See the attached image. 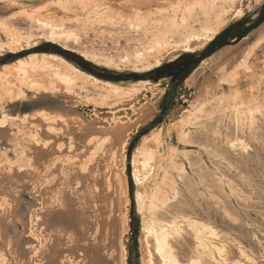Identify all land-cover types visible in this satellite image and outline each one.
<instances>
[{
	"label": "rangeland",
	"instance_id": "1",
	"mask_svg": "<svg viewBox=\"0 0 264 264\" xmlns=\"http://www.w3.org/2000/svg\"><path fill=\"white\" fill-rule=\"evenodd\" d=\"M83 1L0 0V47L5 45L0 52V69L6 68V66L8 69H10L11 66L13 68V66L16 65V63L12 64L13 62L26 58L30 54L39 52L52 53L56 56L60 55L65 58L68 63H73L84 72L102 79L107 83H112L106 84V86L119 87L123 92L118 97H105L104 93L99 92L89 82L83 81L82 79H76L77 81L75 80L73 82L74 84L71 83V86L69 85L66 88L64 86L58 88L57 85L53 87L52 85L51 89V86L48 85L50 90L48 92H43L48 88V86H46L48 84L46 81L49 80L48 77L46 75L44 77V75L42 76L36 71L35 73L32 71L29 72V75L32 76V79L38 78L37 82L32 85H27L25 83L22 84V98L10 102L4 98L2 99V102L0 100V113L4 112L9 116H15L16 118L14 120L17 121L22 117H26L25 120H22L21 122L19 121L20 124H24L21 126L22 129L20 128L22 131H18L16 133L19 134L14 135V140L7 138L5 135L7 132L0 129V167H3L2 169L0 168V173L2 171H4L2 173L7 172L10 181L13 182H11L13 184L11 188L16 191V193L14 192V195H16L17 198L15 210L17 211L18 218H22L20 222L17 221L18 223L7 221L6 225L8 227L10 238L12 240L20 238V242L18 243H20L19 245H21L22 248L36 244L35 238L31 239L28 236L30 229L29 217L31 210L38 211L41 204L39 201L33 199L32 195H29L32 194L30 187L32 185H38L37 183L43 180V178L40 177L45 176V173H47L49 169H56L59 167L58 165L60 163L65 162L63 160H67V163L71 162L70 160H74V158L78 157L79 152L81 151L80 155L84 154L86 156V154H88L91 158L100 156L99 153L102 152L104 149L103 147H106V145H104L106 142L107 144H112L113 153H116L114 154L113 159L115 164L113 166L112 163H110L111 161H108L107 159L102 161L101 164L107 162L110 164L112 167H110V169L116 174V183H118V185L122 184L120 192L125 196L122 198L120 204L122 213L125 215L122 216L125 226L121 230L125 232H122L119 245L121 249L123 248V251L121 250L120 253L123 264H143V258H145V255L147 254L146 251H149V254L153 256H150L152 264H165L160 255L154 251L155 246L153 244V236L149 235L148 237L149 231L145 226V220L148 217L159 226H163L164 224V228L168 231V235L171 237L169 238L167 235V242L169 243L168 246L170 251L180 263L184 264L189 263L190 261L194 263L198 262V264H264V0H233L234 2L232 0H97L100 3H104L100 4V6L98 5L99 7L96 5L91 6L92 3L90 4L88 0L84 1L85 4H83ZM142 1L145 2L142 3ZM144 3L147 6L141 5ZM185 3L186 5L189 4L187 5L188 7H185ZM204 3L206 4V7L200 8V5L205 6ZM83 5L84 7H82ZM109 5L110 7H107ZM102 8L106 14H104L105 12ZM106 9L109 11V14ZM171 9H174V11ZM133 10H135V12ZM142 10L144 13H142ZM95 13H97V15ZM131 13L135 16H130ZM140 14L142 15L140 16ZM220 14L222 16H219ZM101 15L103 16L101 17ZM108 15H112L110 16L111 18ZM160 15L162 16L160 17ZM143 16L147 20L143 19ZM117 18L118 21L116 22ZM135 18H137V22L135 21ZM215 18L218 19V22H216ZM140 19H142V21H140ZM110 21L114 22L112 23ZM221 23H224V25L220 30L208 40H202L200 43L201 45H193L191 50H179L178 46L180 47L182 42L189 35L193 33H202L207 27L216 28V26ZM192 28L194 29L192 30ZM63 32L66 33L64 34ZM161 34H163V36ZM11 39L18 41V44L14 43V45H12L13 42H9ZM126 42H128L130 46L126 44ZM46 44L60 47L61 49L68 50L81 56L85 61L98 67L103 73L109 75L110 78H101L92 74L74 61L52 50L50 46H48V48H50L48 51L40 50V47ZM77 46H80L81 48ZM12 49L14 51H11ZM227 51L230 52L228 53ZM137 52H139V54ZM122 53H124L123 56ZM137 55L138 57H135ZM8 69H3V71H8ZM33 74L37 75L35 76ZM221 77L224 78V80ZM252 79H254V81ZM16 82L17 80L15 83ZM257 84L259 86H257ZM26 87H28L27 90ZM42 87L44 89H41ZM29 88L33 89L29 90ZM37 88L39 90H37ZM41 90H43L42 93ZM33 91L34 93H38L32 94ZM248 93L249 95H246ZM220 94L223 97L220 96ZM33 95L34 97L31 98ZM243 95L247 97L245 98ZM99 98H102L103 100ZM206 98H209V101H207ZM213 100H215V102H213ZM245 103L247 104L245 105ZM247 108L250 109L247 110ZM252 108L253 110H251ZM26 112H29V115L23 116L22 113ZM186 115L187 117H190L187 119ZM31 118H35V120L30 121ZM236 118H240V120H237ZM27 119L28 121H26ZM253 119H255L254 122H252ZM115 121L121 122L124 127L121 136L124 139L121 138L122 140H120V142L123 143H118V146H114L116 143L113 144V137L111 135H108V137L100 133L103 129H111L112 124ZM27 122H29V124L33 123L32 125L30 124L26 126L28 124ZM82 122L86 127L92 126L93 128L89 127V129H87L88 127L86 128ZM78 124H80V127ZM204 124L205 126L207 124V126L204 127ZM33 126L38 128H33ZM79 128H81V131L85 132L81 133ZM32 131L33 133H36L37 137H33ZM77 132H80L82 135ZM225 133H227V135L229 134L230 137L229 135L226 136ZM69 134L70 138L69 136L68 138L71 139L73 149L71 148V145H68L70 149L69 152L68 148H65V144L63 143V145H61L63 148L61 149L65 151L58 152L57 149L59 146L57 145H59L60 141H58V143L56 142L57 144H54V138ZM90 134L91 136H88ZM98 134L102 135L104 140H102V137H99ZM185 134L186 136H184ZM84 135H86L87 138L84 139V137H86ZM27 136L28 138H26ZM81 136H83V138H80ZM106 137H111L112 140H108ZM95 139L98 142H96ZM231 139L232 141H230ZM171 140L173 142H171ZM52 142L53 144L51 145ZM35 144L40 150L41 148H47L50 154H48V151H41L40 153L39 149L35 150L34 147H32L35 146ZM75 146L80 147L79 149L76 147L79 152L76 151L74 148ZM90 146L93 147L90 149L91 151L89 153L88 147ZM120 148L122 150H120ZM24 149L27 150L23 152L22 150ZM85 149H87L86 154L84 153L86 152ZM215 149L218 150L216 151ZM94 150L98 152H95ZM150 150L153 154L149 153ZM168 151H171V154ZM218 151L220 154H218ZM119 153H122L124 158L122 157V154L120 155ZM231 153L234 156H232ZM148 154H150L149 157ZM58 155H60L59 158ZM84 155H82L83 158H85ZM243 155L246 156L243 157ZM170 156L172 158H170ZM236 156H238V158ZM87 158L88 157H86V159ZM228 158L229 160H227ZM56 159L59 161H56ZM86 159L83 160L84 162L87 161V164L94 162V160L89 162L88 160H90V158H88V160ZM144 160H147V162H143ZM150 162H152V166H150ZM244 163L246 164L243 166ZM37 164L41 166L39 167ZM53 165H57V167L52 168ZM152 167L153 169L150 170ZM242 167L244 168L242 169ZM23 168L26 169L23 170ZM200 168L203 169L201 170ZM39 169L41 170L39 171ZM33 173L35 174V177L32 176ZM246 174L249 176H246ZM39 175L41 176L39 177ZM1 176L0 180L3 177ZM142 176L145 178L144 180H142ZM12 177L16 180L14 178L13 180ZM206 179L207 181H205ZM188 181L191 182V184ZM18 185L19 188H17ZM114 186L115 185H112L111 183V189L114 188ZM123 188L125 190L124 192L122 191ZM18 191L20 192V195L17 194ZM120 192L119 195H121ZM138 197L140 198L142 207L145 208L144 210L140 211L135 203ZM183 200H186V202L184 201L182 204ZM166 205L169 206L167 207ZM200 207L202 209H200ZM184 210L188 212H185ZM148 214L149 216L147 217ZM183 214L185 216H183ZM174 216L176 218H174ZM172 220L176 222L178 228L180 227V229L174 232L171 229ZM186 220H191L195 223L198 222L211 229L213 235L207 234V237L209 236L207 239L210 238L209 240L219 248H214L215 250L211 248L208 251L202 249L198 244V240L196 241L192 226L186 223ZM201 230L204 231V229ZM16 232L19 233L17 234ZM214 237H218L219 240ZM177 241L182 242L180 243ZM172 243L175 246V250ZM113 245L115 244H110L111 247ZM177 247H179V249ZM117 249L118 246L116 249L115 246H113L112 250L115 251ZM178 251L180 252L178 253ZM102 253L107 259L108 250H103ZM190 254L192 256H190ZM205 254L208 255L206 256Z\"/></svg>",
	"mask_w": 264,
	"mask_h": 264
},
{
	"label": "bare ground",
	"instance_id": "2",
	"mask_svg": "<svg viewBox=\"0 0 264 264\" xmlns=\"http://www.w3.org/2000/svg\"><path fill=\"white\" fill-rule=\"evenodd\" d=\"M77 1V0H76ZM79 1H83V0H79ZM84 1H87V0H84ZM84 1L82 2L83 4ZM141 1V0H139ZM146 1V0H145ZM145 1H142L145 2ZM152 1V0H150ZM165 1V0H164ZM177 1V0H176ZM180 1V0H178ZM185 1V0H184ZM193 1H203V0H193ZM212 1V0H211ZM230 1V0H228ZM233 1V0H232ZM70 2V1H69ZM88 2H90V4L92 3L91 6H100V4H104V3H100L98 2L97 0H88ZM175 2V1H174ZM210 2V1H208ZM234 2V1H233ZM231 2V3H233ZM87 3V2H86ZM141 3V2H140ZM181 3V2H180ZM201 3V2H200ZM203 3V2H202ZM64 4V2H63ZM106 4V3H105ZM174 4V3H173ZM184 4V3H182ZM194 4V3H193ZM205 4V3H204ZM80 5V4H79ZM87 5V4H86ZM85 5V6H86ZM89 5V4H88ZM141 5H146L145 3L144 4H141ZM151 5V4H150ZM166 5V4H165ZM181 5V4H180ZM189 5V4H187ZM186 3H185V7L187 6ZM197 5V4H196ZM210 5V4H209ZM232 5V4H231ZM90 6V5H89ZM98 6V7H99ZM105 6V5H103ZM147 6V5H146ZM149 6V5H148ZM194 6V5H193ZM76 7V6H75ZM84 7V5L82 6ZM107 7H110L107 6ZM134 7V6H133ZM136 7V6H135ZM144 7V6H142ZM151 7V6H149ZM188 7V6H187ZM192 7V6H191ZM198 7V5H197ZM202 7H206V4L205 6H201L200 5V8ZM233 7V5H232ZM231 7V9H232ZM24 8V7H23ZM22 8V9H23ZM68 8V7H67ZM77 8V7H76ZM93 8V7H92ZM91 8V9H92ZM97 8V7H96ZM140 8V7H139ZM139 8H137L138 10H140ZM209 8V7H208ZM222 8V7H221ZM25 9V8H24ZM84 9V8H83ZM130 9V8H129ZM145 9V8H144ZM149 9V8H148ZM152 9V8H151ZM181 9V8H180ZM184 9V8H183ZM102 10L104 11V9L102 8ZM112 10V9H111ZM126 10V9H125ZM155 10V9H154ZM161 10V9H160ZM172 10V9H171ZM203 10H206V9H203ZM209 10V9H207ZM230 10V9H229ZM25 11V10H24ZM107 11V9H106ZM114 11V10H113ZM117 11V10H116ZM121 11V10H120ZM135 12V10H133ZM174 11V9L172 10ZM171 11V12H172ZM178 11V10H177ZM105 12V11H104ZM109 11H107L108 13ZM112 12V11H111ZM119 12V11H118ZM128 12V11H127ZM126 12V14H127ZM137 12V11H136ZM149 12V11H148ZM182 12V11H181ZM203 12V11H202ZM224 12V11H223ZM25 13V12H24ZM27 13V12H26ZM92 13V12H91ZM116 13V12H115ZM114 13V14H115ZM120 13V12H119ZM130 13V11H129ZM128 13V14H129ZM142 13L143 10H142ZM161 13V12H160ZM178 13V12H177ZM226 13V12H225ZM97 15V13H95ZM100 14V13H99ZM106 14V12L104 13ZM109 14V13H108ZM125 14V13H124ZM132 14V13H131ZM130 16H135V15H131ZM135 14V13H134ZM146 14V12H145ZM159 14V13H158ZM166 14V12H165ZM169 14V13H168ZM20 15V14H19ZM22 15V13H21ZM20 15V16H21ZM24 15V14H23ZM117 15V14H116ZM119 15V14H118ZM142 14H140L141 16ZM147 15V14H146ZM145 15V16H146ZM153 15V14H152ZM151 15V16H152ZM174 15V14H172ZM204 15V14H203ZM210 15V14H209ZM224 15V14H223ZM226 15V14H225ZM103 15H101L102 17ZM109 16V15H108ZM112 16V15H110ZM109 16V17H110ZM125 16V15H124ZM122 16V17H124ZM129 16V15H128ZM139 16V17H140ZM155 16V15H154ZM153 16V17H154ZM162 15H160L161 17ZM212 16V15H211ZM219 16H222L221 14ZM19 17V16H18ZM28 17V15H27ZM106 17V15H105ZM107 17V18H109ZM138 17V16H137ZM144 17V16H143ZM148 17V16H147ZM146 17V18H147ZM183 17V16H182ZM187 17V16H186ZM207 17V16H206ZM224 17V16H223ZM30 18V16H29ZM97 18V17H96ZM99 18V16H98ZM111 18V17H110ZM114 18V17H113ZM116 18V17H115ZM120 18V17H119ZM129 18V17H128ZM181 18V17H180ZM179 18V19H180ZM220 18V17H219ZM19 19V18H18ZM101 19V18H100ZM99 19V21H100ZM127 19V18H126ZM145 19V17L143 18ZM216 19V18H215ZM223 19V18H222ZM30 20V19H29ZM87 20V19H86ZM104 20V19H103ZM108 20V19H107ZM106 20V21H107ZM121 20V19H120ZM130 20V19H129ZM137 20V18H135V21ZM147 20V19H145ZM172 20L174 21V19L172 18ZM171 20V21H172ZM214 20V19H213ZM218 19H216V22ZM109 21V20H108ZM118 21V18L116 19V22ZM140 21H142V19H140ZM181 21V20H180ZM222 21V20H221ZM98 22V20H97ZM112 22V21H110ZM114 22V21H113ZM112 22V23H113ZM120 22V21H119ZM125 22V21H123ZM137 22V21H136ZM157 22V21H156ZM186 22V21H185ZM196 22V21H195ZM202 22V21H201ZM108 23V22H107ZM111 23V24H112ZM179 23V22H178ZM198 23V22H197ZM225 23V22H224ZM224 23H221V24H217L218 26H216V28H203L204 30L202 31V33H199V34H191L189 35L188 37H186V39L182 42V44L180 45V47L178 46L179 50H191L193 45H201V41L202 40H208L209 38H211L216 32H218V30H220V28L224 25ZM13 24V23H12ZM19 24V23H18ZM28 24H29V21H28ZM101 24V23H100ZM126 24V23H125ZM171 24V23H170ZM182 24V22H181ZM204 24V23H203ZM213 24V23H212ZM17 25V24H16ZM32 25V24H31ZM99 25V24H98ZM102 25V24H101ZM113 25V24H112ZM141 25V24H140ZM193 25V24H192ZM116 26V25H114ZM118 26V25H117ZM129 26V25H128ZM147 26V25H146ZM159 26V25H158ZM157 26V28H158ZM190 26V25H189ZM122 27V25H121ZM139 27V26H138ZM174 27V26H172ZM192 27V26H191ZM30 28V27H29ZM129 28V27H128ZM199 28V27H198ZM13 29V28H11ZM34 29V28H33ZM110 29V28H109ZM123 29V27H122ZM130 29V28H129ZM136 29V28H135ZM133 29V30H135ZM155 29V28H154ZM169 29V28H167ZM175 29V28H174ZM194 28H192L193 30ZM202 29V28H201ZM16 30V29H15ZM51 30V29H50ZM49 30V31H50ZM55 30V29H54ZM191 30V28H190ZM29 31V30H28ZM69 31V30H68ZM122 31V30H120ZM138 31V30H137ZM152 31V30H151ZM150 31V32H151ZM155 31V30H154ZM153 31V32H154ZM164 31V30H163ZM21 32V31H20ZM19 32V33H20ZM47 32V30H46ZM51 32V31H50ZM54 32V31H53ZM67 32V31H66ZM65 32V33H66ZM74 32V31H73ZM72 32V33H73ZM102 32V31H101ZM105 32H108V31H105ZM113 32V31H112ZM116 32V31H115ZM145 32V31H144ZM160 32V31H159ZM168 32V31H167ZM175 32V31H174ZM200 32V31H199ZM64 33V32H63ZM62 33V34H63ZM64 33V34H65ZM104 33V32H103ZM125 33V32H124ZM192 33V31H191ZM9 34V33H8ZM23 34V33H22ZM20 34V35H22ZM30 34V33H28ZM33 34V33H32ZM46 34V33H45ZM68 34V33H67ZM74 34V33H73ZM77 34V33H76ZM143 34V33H142ZM177 34V33H176ZM10 35V34H9ZM13 35V34H12ZM15 35V34H14ZM31 35V34H30ZM107 35V34H106ZM127 35V34H126ZM129 35V34H128ZM145 35V34H144ZM156 35V34H155ZM163 36V34H161ZM160 35V36H161ZM64 36V35H63ZM74 36V35H73ZM57 37V36H56ZM76 37V36H75ZM141 37V35H140ZM146 37V36H145ZM18 38V37H17ZM63 38V37H62ZM80 38V36H79ZM143 38V37H142ZM158 38V37H157ZM161 38V37H159ZM16 39V38H15ZM65 39V38H64ZM136 39V38H135ZM167 39V38H166ZM58 40V39H57ZM67 40V39H66ZM156 40V39H155ZM9 41V40H8ZM13 43H12V42ZM65 41V40H64ZM74 41V40H73ZM134 41V40H133ZM144 41V40H143ZM149 41V40H148ZM146 41V42H148ZM165 41V40H164ZM168 41V40H167ZM6 42V41H5ZM9 42L12 43V45H14V43L16 44L18 41L16 40H13L11 39ZM129 42V41H128ZM128 42H126V44H128ZM140 42V41H139ZM166 42V41H165ZM171 42V41H170ZM61 43V42H60ZM132 43V42H131ZM18 44V43H17ZM68 44V43H67ZM74 44V43H73ZM138 44V43H137ZM10 45V44H9ZM64 45V44H63ZM81 45V44H80ZM129 45V44H128ZM175 45V44H174ZM5 46V45H4ZM2 46V47H4ZM17 46V45H16ZM66 46V45H65ZM64 46V47H65ZM130 46V45H129ZM141 46V45H140ZM155 46V45H154ZM159 46V45H158ZM169 46V45H168ZM2 47H0V52L3 50ZM7 47V45H6ZM10 47V46H8ZM70 47V46H69ZM73 47V46H72ZM77 47H80V46H77ZM167 47V46H166ZM173 47V46H172ZM176 47V46H175ZM11 48V47H10ZM16 48V47H15ZM81 48V47H80ZM135 48V47H134ZM141 48V47H140ZM165 48V47H163ZM86 49V48H84ZM150 49V48H149ZM177 49V48H176ZM75 50V49H74ZM73 50V51H74ZM87 50V49H86ZM144 50V49H143ZM6 51V50H5ZM11 51H14L13 49ZM83 52V51H82ZM134 52V51H133ZM140 52V51H139ZM139 52H137L139 54ZM142 52V51H141ZM148 52V51H147ZM228 53L230 51H227ZM81 53V52H80ZM225 53V52H224ZM260 53V52H259ZM124 53H122V56H123ZM128 54V53H127ZM135 54V53H134ZM141 54V53H140ZM226 54V53H225ZM154 55V54H153ZM161 55V54H160ZM222 55V54H221ZM256 55V54H254ZM253 55V56H254ZM133 56V55H132ZM220 56V55H219ZM258 56V55H257ZM135 57H138L135 56ZM144 57V56H143ZM249 58V57H248ZM258 58V57H257ZM264 58V57H263ZM134 59V58H133ZM156 59V58H155ZM261 59V58H260ZM141 60V59H140ZM161 60V59H160ZM254 60V59H253ZM156 61V60H155ZM158 61V60H157ZM248 61V59H247ZM258 62V61H257ZM16 63L15 66H11L10 69H8V67L6 66V68L8 69V71H3V69H6V68H1L0 69V100L2 102V99H7L10 101H14V100H17L19 98H22L23 97V90L21 89L22 87V84H34L35 82H37V79H32V76L29 75V72H34L35 71L37 73H39V75H45L48 77V85L51 86V89H52V85L53 87L57 85L58 88L60 87H67L69 86L71 83H73L76 79H82L83 81H87L89 82L94 88H96L99 92L101 93H104L105 94V97H109V96H114V97H118L120 96L123 92L121 90V88L119 87H108L106 86V84H112V83H107L106 81L102 80V79H99L91 74H88L86 72H84L82 69H80L79 67H77L76 65H74L73 63H68L66 61L65 58L61 57L60 55L56 56V55H53L52 53H42V52H39V53H34V54H30L28 55L26 58H23V59H19L17 60L16 62H13L12 64ZM245 63V62H244ZM72 64V65H71ZM257 64V63H255ZM242 66V64H241ZM263 66V65H262ZM3 67V66H2ZM245 68V67H244ZM253 68V67H252ZM12 69V70H11ZM247 69V68H246ZM257 69V68H256ZM244 70V69H243ZM249 70V69H248ZM223 74V73H222ZM35 75V74H33ZM37 75V74H36ZM35 75V76H36ZM253 76V75H252ZM39 77V76H38ZM225 77V76H224ZM228 77V76H227ZM245 77V76H244ZM243 77V78H244ZM258 77V76H257ZM222 78V77H221ZM219 78V79H221ZM233 78V77H232ZM231 78V79H232ZM42 79V78H41ZM46 79V78H45ZM224 80V78H222ZM241 79V78H240ZM256 79V78H255ZM17 80V82L15 83V81ZM254 81V79H252ZM14 81V82H13ZM77 81V80H76ZM82 81V82H83ZM229 81V80H228ZM233 81V80H232ZM236 81V80H235ZM42 82H45V81H42ZM223 82V81H222ZM248 82V81H247ZM234 83V82H233ZM252 83V81H251ZM258 83V82H257ZM74 84V83H73ZM232 84V83H231ZM235 84V83H234ZM37 85V84H36ZM40 85V84H39ZM76 85V84H75ZM84 85V84H83ZM88 85V84H87ZM233 85V84H232ZM247 85V84H246ZM245 85V86H246ZM38 86V85H37ZM71 86V85H70ZM79 86V85H78ZM81 86V85H80ZM234 86V85H233ZM236 86V85H235ZM257 86H259L257 84ZM256 86V87H257ZM29 87V86H28ZM28 87H26V90L28 89ZM31 87V86H30ZM36 87V86H34ZM56 87V88H57ZM238 87V86H237ZM250 87V86H249ZM252 87V86H251ZM70 88V87H69ZM80 88V87H79ZM236 88V87H235ZM253 88V87H252ZM262 88V87H260ZM24 89H25V86H24ZM31 88H29L30 90ZM33 89V88H32ZM31 89V90H32ZM41 89H44L43 87ZM71 89V88H70ZM81 89V88H80ZM79 89V90H80ZM249 89V88H248ZM37 90H39L37 88ZM50 90V87L48 86V88L45 89V91L41 90V93L42 91L43 92H48ZM247 90V89H246ZM250 90V89H249ZM252 90V89H251ZM71 91V90H70ZM73 91V89H72ZM82 91V90H81ZM85 91V90H84ZM92 91V90H91ZM90 91V92H91ZM219 91V90H218ZM256 91V90H255ZM27 92V91H26ZM80 92V91H79ZM98 92V93H99ZM220 92V91H219ZM247 92V91H246ZM262 92V91H261ZM36 93V92H35ZM34 91L32 94H35ZM38 93V92H37ZM36 93V94H37ZM86 93V92H85ZM242 93H245V92H242ZM250 93V92H249ZM246 94V95H249ZM259 93V92H258ZM25 94V93H24ZM31 94V95H32ZM84 94V93H83ZM207 94V93H206ZM29 95V94H28ZM85 95V94H84ZM26 96V95H25ZM98 96V95H97ZM207 96V95H206ZM220 96H222L220 94ZM237 96V95H236ZM244 96V95H243ZM251 96V95H250ZM263 96V94H262ZM29 97V96H28ZM33 96H31V98H33ZM81 97V95H80ZM84 97V96H83ZM216 97V96H215ZM223 97V96H222ZM233 97V96H232ZM231 97V98H232ZM245 97V96H244ZM247 97V96H246ZM245 97V98H246ZM234 98V97H233ZM244 98V99H245ZM252 98V97H251ZM249 98V99H251ZM98 99V98H97ZM99 99H102V98H99ZM209 99V98H208ZM207 98L206 100L209 101ZM223 99V98H222ZM226 99V98H225ZM236 99V98H235ZM234 99V100H235ZM263 99V98H262ZM103 100V99H102ZM219 100V99H218ZM234 100H233V103H234ZM238 100V99H237ZM212 101V100H211ZM221 101V100H220ZM249 101V100H248ZM247 101V102H248ZM252 101V100H251ZM258 101V99H257ZM263 101V100H261ZM213 102H215V100H213ZM219 102V101H218ZM224 102V101H223ZM237 102V101H236ZM244 102V101H243ZM5 103V102H4ZM95 103V102H94ZM201 103V102H199ZM211 103V102H210ZM225 103V102H224ZM223 103V104H224ZM251 103V102H250ZM261 103V102H260ZM229 104V103H227ZM240 104V103H239ZM247 103H245L246 105ZM256 104V103H255ZM262 104V103H261ZM201 105V104H200ZM216 105V104H215ZM226 105V104H225ZM236 105V103H235ZM234 105V107H235ZM242 105V104H241ZM259 105V104H258ZM206 106V105H205ZM204 106V107H205ZM233 106V105H231ZM243 106V105H242ZM201 107V106H200ZM225 107V106H224ZM229 107V106H228ZM240 107V105H239ZM248 107V106H247ZM251 107V106H250ZM253 107V106H252ZM258 107V106H257ZM198 108V107H197ZM206 108V107H205ZM210 108V107H209ZM264 108V106H263ZM199 109V108H198ZM229 109V108H228ZM239 109V108H238ZM241 109V108H240ZM250 109V108H249ZM247 108V110H249ZM208 110V109H207ZM212 110V109H211ZM215 110V109H214ZM213 110V111H214ZM218 110V109H216ZM230 110V109H229ZM236 110V108H235ZM253 110V108L251 109ZM263 110V109H262ZM231 111V110H230ZM257 111V110H256ZM255 111V112H256ZM261 111V110H260ZM210 112V111H209ZM216 112V111H215ZM244 112V111H243ZM192 113V111H191ZM205 113V112H204ZM211 113V112H210ZM241 113V112H240ZM261 113V112H260ZM188 114V113H187ZM190 114V113H189ZM23 116H28L29 115V112H26V113H22ZM208 115V114H207ZM192 116V115H191ZM196 116V115H195ZM224 116V115H223ZM222 116V117H223ZM232 116V115H231ZM235 116V115H234ZM244 116V115H243ZM242 116V117H243ZM262 116V115H261ZM41 117V116H40ZM187 117V115H186ZM190 117V116H188ZM187 117V119H188ZM197 117V116H196ZM199 117V116H198ZM205 117V116H204ZM233 117V116H232ZM231 117V118H232ZM256 117V116H255ZM16 117L15 116H9L7 113H0V129L2 131H5L7 133H5L6 137L7 138H11L14 140V135L16 134H19V133H16L18 131H22L21 129V126H23V124L20 122L22 120H25L26 117H22L20 118V122L17 121V120H14ZM42 118V117H41ZM208 118V117H207ZM230 118V117H229ZM238 118V117H237ZM236 118V119H237ZM250 118V117H248ZM247 118V119H248ZM45 119V118H44ZM235 119V120H236ZM251 119V118H250ZM32 120H35V118H31L30 121ZM38 120V119H37ZM46 120V119H45ZM48 120V119H47ZM200 120V119H199ZM223 120V119H222ZM226 120V119H225ZM237 120H240L237 119ZM243 120V119H242ZM241 120V121H242ZM255 119L252 120V122H254ZM28 121V119L26 120ZM202 121V120H201ZM228 121V120H227ZM246 121V120H245ZM250 121V120H249ZM35 122V121H34ZM37 122V121H36ZM39 122V121H38ZM79 122V121H78ZM204 122V121H203ZM28 125H32V123L29 124V122H27ZM45 123V122H44ZM83 123V122H82ZM222 123V122H221ZM235 123V122H234ZM241 123V122H240ZM243 123V122H242ZM38 124V123H37ZM200 124V123H199ZM208 124V123H207ZM206 124V126H207ZM48 125V124H47ZM84 125V123H83ZM195 125V124H194ZM201 125V124H200ZM214 125V123H213ZM222 125V124H221ZM243 125V124H242ZM50 126V125H49ZM78 126L80 127V124H78ZM78 126H77V129H78ZM86 127V125H84ZM205 124H204V127H206ZM254 126V125H253ZM36 127V126H33V128ZM88 127V128H87ZM86 128L89 129L90 126H87ZM189 127V126H188ZM203 127V126H202ZM213 127V126H212ZM215 127V126H214ZM225 127H226V124H225ZM233 127V126H232ZM251 127V126H250ZM21 128V129H20ZM38 128V127H36ZM90 128H93L92 126ZM211 128V126H210ZM228 128V127H227ZM226 128V129H227ZM236 128V127H235ZM249 128V127H248ZM256 128V127H255ZM29 129V127H28ZM80 132L81 133H84L83 131H81V128H79ZM83 129V128H82ZM123 124L119 121H115L113 124H112V127L111 129H103L101 130V134H103L104 136H112L113 137V144H115L114 146H118V143L122 144L120 142V140H122L121 137L122 136V133H123ZM182 129V128H181ZM242 129V128H241ZM246 129V127H245ZM26 130V128H25ZM84 130V129H83ZM100 130V129H99ZM35 131V130H34ZM39 131V130H37ZM213 131V130H212ZM211 131V132H212ZM233 131V130H231ZM230 131V132H231ZM237 131V130H236ZM243 131V130H242ZM80 132H77V133H80ZM96 132V131H95ZM179 132V131H178ZM202 132V131H201ZM219 132V131H218ZM234 132V131H233ZM23 133V132H22ZM26 133V132H25ZM29 133V132H28ZM38 133V132H37ZM80 133V134H81ZM206 133V132H205ZM209 133V132H208ZM224 133V132H223ZM228 133V132H227ZM226 134V136H228ZM24 134V133H23ZM32 134H33V137L36 136V133H33L32 131ZM31 134V135H32ZM79 134V135H80ZM184 134V133H183ZM231 134V133H230ZM245 134V133H244ZM27 135V134H26ZM78 135V134H76ZM82 135V134H81ZM99 135V134H98ZM179 135V134H178ZM196 135V134H195ZM194 135V136H195ZM217 135V134H216ZM233 135V134H232ZM237 135V133H236ZM251 135V134H250ZM70 138V134L69 135H61L60 137H55L54 138V144H57L58 141L59 142V148L57 149L58 152H62L63 149V146L61 147V145H63V143L65 144V148L67 147L69 152H70V149L68 147V145L70 146L71 145V139ZM86 136V135H84ZM88 136H91L88 135ZM97 136V135H96ZM102 137V135H99V137ZM108 136V137H109ZM186 136V134L184 135ZM201 136V135H199ZM234 136V135H233ZM239 136V135H238ZM30 137V136H29ZM37 137V136H36ZM73 137V136H72ZM79 137V136H78ZM170 137V136H169ZM172 137V136H171ZM230 137V135H229ZM232 137V136H231ZM242 137V136H241ZM24 138V137H23ZM28 138V136L26 137ZM77 138V137H76ZM80 138H83V136H81ZM87 138L84 137V139ZM97 138V137H96ZM107 138V137H106ZM177 138V137H176ZM228 138V137H227ZM262 138V137H261ZM34 139V138H33ZM78 139V138H77ZM108 140L112 138H107ZM124 139V138H123ZM179 139V138H178ZM193 139V138H192ZM197 139V138H196ZM202 139V138H201ZM234 139V138H233ZM252 139V138H251ZM6 140V139H5ZM39 140V139H37ZM48 140V139H47ZM82 140V139H80ZM79 140V141H80ZM96 140V139H95ZM102 140L103 137H102ZM167 140V139H166ZM223 140V139H222ZM43 141V140H42ZM46 141V140H45ZM51 141V140H49ZM124 141V140H123ZM161 141V140H160ZM203 141V140H202ZM212 141V140H211ZM218 141V139H217ZM232 141V139L230 140ZM240 141V140H239ZM248 141V140H247ZM260 141V140H259ZM38 142V141H36ZM40 142V141H39ZM57 142V143H56ZM66 142V143H65ZM73 142V141H72ZM86 142V140H85ZM88 142V141H87ZM96 142H98L96 140ZM112 142V141H111ZM125 142V141H124ZM171 142H173L171 140ZM207 142V141H206ZM238 142V141H237ZM252 142V141H251ZM42 143V142H41ZM45 143V142H44ZM93 143V142H92ZM91 143V144H92ZM95 143V142H94ZM106 143V142H105ZM106 147H103L104 149L102 150L101 153H99L100 156H96V157H89L87 153V149L89 150V153H90V149H92V147H88L87 149H85L86 152H84L86 154L85 158L82 157V155H80V153L82 152H79L77 151V148L78 146H75L74 148L76 149L77 152H79V156L71 159L69 163H67L66 161L67 160H63L65 162L63 163H60L57 167V165H53L52 168H56V169H49L47 173H45V176H41L39 175L40 178H43L42 181H39L37 184L38 185H32L30 187L31 191H32V194H29V195H32L33 199H35L36 201H39L40 202V209L38 211H34V210H31L30 212V217H29V226H30V229H29V234L28 236L32 239V238H35L36 240V244L34 245H30V246H27L25 248H22L21 245H19L20 243V238H16L14 240H12L9 236V232H8V227L6 225L7 221H10L12 223H18L17 221H21L20 217L18 218V215H17V211L15 210L16 209V205H17V198H16V195H14V192L16 193V191L13 190L12 187V181H10L9 179V175L6 173H2L4 171H2L0 173V176L2 177V179L0 180V264H123L122 263V257L120 256V253H121V249L120 248V237L122 235V232H125V231H121L123 229V227L125 226V223L123 222V213H122V209H121V200L122 198H124L125 196L122 195L120 192V188H122V184L118 185V183H116V174L115 172H113L111 169H110V164L107 163H104V164H101L102 161H105L106 159L109 161H111L110 163H112V165L114 166L115 162H114V154L116 153H113V149H112V144H105ZM180 143V142H179ZM212 143V142H211ZM243 143V142H242ZM247 143V142H246ZM21 144V143H20ZM29 144V143H28ZM31 144V143H30ZM43 144V143H42ZM42 144H39V145H42ZM46 144V143H45ZM53 144V142L51 143V145ZM82 144V143H80ZM120 144H119V147H120ZM164 144V143H163ZM204 144H207V143H204ZM217 144V143H216ZM239 144V143H238ZM15 145V144H14ZM34 145V144H33ZM75 145V144H74ZM78 145V144H77ZM86 145V144H85ZM103 145V144H102ZM101 145V147H102ZM159 145V144H158ZM165 145V144H164ZM171 145V144H170ZM209 145V144H208ZM247 145V144H246ZM23 146V145H22ZM32 146V145H31ZM47 146V145H46ZM45 146V147H46ZM73 145H71V148H72ZM80 146V145H79ZM113 146V147H114ZM122 146V145H121ZM174 146V144H173ZM198 146V145H197ZM214 146V145H213ZM226 146V145H225ZM231 146V145H230ZM34 147V149H39L38 147H36V144L35 146H32ZM42 147V146H40ZM50 147H53V146H50ZM86 147V146H84ZM95 147V146H94ZM118 147V148H119ZM199 147V146H198ZM229 147V146H228ZM235 147V146H234ZM237 147V146H236ZM14 148V147H13ZM56 148V147H55ZM80 147H78L79 149ZM98 148V147H97ZM122 148V147H121ZM120 148V150H122ZM167 148V147H166ZM250 148V147H249ZM53 149V148H52ZM73 149V148H72ZM74 149V150H75ZM84 149V148H83ZM99 149V148H98ZM162 149V148H161ZM219 149V147H218ZM217 149V150H218ZM225 149V148H224ZM240 149V148H239ZM27 150V149H24L22 150L23 152ZM55 150V149H54ZM101 150V148H100ZM207 150V148H206ZM216 150V149H215ZM216 150V151H217ZM220 150V149H219ZM230 150V149H229ZM246 150V149H245ZM248 150V149H247ZM41 151H48L47 148H41L40 150V153ZM65 151V150H64ZM63 151V152H64ZM75 151V152H76ZM93 151V150H92ZM95 151V150H94ZM118 151V150H116ZM164 151V150H163ZM177 151V149H176ZM213 151V150H212ZM223 151V149H222ZM240 151V150H239ZM249 151V150H248ZM22 152V153H23ZM28 152V151H27ZM51 152V151H50ZM74 152V151H73ZM95 152H98V151H95ZM120 152V151H119ZM166 152V151H165ZM164 152V153H165ZM169 152V151H168ZM171 152V151H170ZM169 152V153H170ZM174 152V151H173ZM219 152V151H218ZM253 152V151H252ZM255 152V151H254ZM29 153V152H28ZM151 154H153L150 150ZM162 153V152H160ZM182 153V152H181ZM180 153V154H181ZM226 153V152H225ZM224 153V154H225ZM233 153V152H232ZM231 153V155H232ZM243 153V152H242ZM246 153V152H245ZM34 154V153H33ZM32 154V155H33ZM48 154L49 151H48ZM60 154V153H59ZM63 154V153H62ZM61 154V155H62ZM66 154V152H65ZM120 154V153H119ZM117 154V155H119ZM122 154V153H121ZM120 154V155H121ZM159 154V153H158ZM166 154V153H165ZM171 154V153H170ZM169 154V155H170ZM208 154V153H207ZM220 154V152L218 153ZM249 154V153H248ZM22 155V154H20ZM64 155V154H63ZM68 155V154H67ZM70 155V154H69ZM72 155V154H71ZM88 155V156H87ZM96 155V154H94ZM98 155V154H97ZM119 155V156H120ZM150 154H148V157H149ZM156 155V154H155ZM173 155V154H172ZM212 155V154H211ZM222 155V154H221ZM229 155V154H227ZM239 155V154H238ZM26 156H29V155H26ZM42 156V155H40ZM44 156V155H43ZM46 156V154H45ZM51 156V155H50ZM49 156V157H50ZM65 156V155H64ZM93 156V155H92ZM124 155L122 154V157ZM157 156V155H156ZM154 156V157H156ZM159 156V155H158ZM165 156V155H164ZM163 156V157H164ZM234 156V155H232ZM232 156H229V157H232ZM246 156V155H243V157ZM251 156V155H250ZM253 156V155H252ZM60 157V155H58V158ZM68 157V156H67ZM71 157V156H70ZM74 157V156H73ZM86 157L90 158V160H88V158L86 159ZM103 159H102V158ZM117 157V156H116ZM153 157V158H154ZM161 157V156H160ZM223 157V156H222ZM238 158V156H236ZM242 157V156H240ZM242 157V158H243ZM257 157V156H256ZM33 158V157H32ZM35 158V157H34ZM38 158V157H37ZM42 158V157H41ZM52 158V157H51ZM118 158V157H117ZM124 158V157H123ZM150 158L152 159V157L150 156ZM162 158V157H161ZM170 158H172L170 156ZM226 158V156H225ZM12 159V158H11ZM31 159V158H30ZM63 159V158H61ZM65 159V157H64ZM70 159V158H69ZM68 159V160H69ZM88 160L89 162L92 160H94V162L90 163V164H87V161L84 162V160ZM149 159V160H151ZM158 159V158H157ZM202 159V158H201ZM231 159V158H230ZM235 159V158H234ZM233 159V160H234ZM37 160V159H36ZM39 160V159H38ZM52 160V159H51ZM121 160V159H120ZM123 160V159H122ZM161 160V159H160ZM192 160V159H191ZM226 160V159H225ZM229 160V158L227 159ZM226 160V161H227ZM243 160V159H242ZM250 160V159H249ZM1 161V160H0ZM31 161V160H29ZM43 161V160H42ZM56 161H59L56 159ZM153 161V159H152ZM169 161V160H168ZM172 161V160H171ZM202 161V160H201ZM247 161V160H246ZM39 162V161H38ZM88 162V163H89ZM143 162H147V160H144ZM149 162V161H148ZM163 162V161H162ZM186 162V161H185ZM191 162V161H190ZM210 162V161H208ZM235 162V161H234ZM237 162V161H236ZM251 162V161H249ZM255 162V161H254ZM35 163V162H34ZM44 163V162H43ZM46 163V162H45ZM50 163V162H49ZM58 163V162H57ZM152 162H150L151 164ZM156 163V161H155ZM222 163H223V160H222ZM232 163V162H231ZM230 163V164H231ZM238 163V162H237ZM248 163V162H247ZM30 164V163H29ZM40 164V163H39ZM39 164H37V166H39ZM53 164V163H52ZM55 164V162H54ZM122 164V163H120ZM119 164V165H120ZM158 164V163H157ZM164 164V163H163ZM200 164V163H199ZM208 164V163H207ZM233 164V163H232ZM242 164V163H240ZM246 163L243 164V166L245 165ZM249 164V163H248ZM45 165V164H43ZM51 165V164H50ZM117 165V163H116ZM167 165V163H166ZM215 165V164H213ZM236 165V164H235ZM10 166V165H9ZM8 166V167H9ZM30 166V165H29ZM41 166V165H40ZM39 166V167H40ZM46 166V165H45ZM152 166V164L150 165ZM204 166V165H203ZM240 166V165H239ZM7 167V166H5ZM17 167V166H16ZM48 167V166H47ZM50 167V166H49ZM154 167V166H153ZM150 168L151 169H153ZM200 167V166H199ZM202 167V166H201ZM217 167V165H216ZM247 167V166H246ZM1 168V167H0ZM3 168V167H2ZM1 168V169H2ZM12 168V167H11ZM38 168V167H36ZM43 168V166H42ZM46 168V167H45ZM112 168V167H111ZM157 168V167H156ZM155 168V169H156ZM166 168V167H165ZM221 168V167H220ZM244 167H242L243 169ZM264 168V167H263ZM26 168H23V170H25ZM34 169V168H33ZM48 169V168H47ZM115 169V168H114ZM201 169V168H200ZM203 169V168H202ZM201 169V170H202ZM206 169V168H205ZM217 169V168H216ZM223 169V168H222ZM221 169V170H222ZM241 169V170H242ZM13 170V169H12ZM31 170V169H30ZM35 170V169H34ZM41 169H39L40 171ZM44 170V169H43ZM177 170V169H176ZM245 170V169H244ZM243 170V171H244ZM16 171H19V170H16ZM27 171V170H26ZM29 171V170H28ZM117 171V169H116ZM217 171V170H216ZM246 171V170H245ZM11 172V171H10ZM34 172V171H33ZM192 172V171H191ZM208 172V171H207ZM210 172V171H209ZM28 173V172H26ZM37 173V172H36ZM41 173V172H40ZM211 173V172H210ZM225 173V172H224ZM227 173V172H226ZM247 173V172H246ZM254 173V172H253ZM256 173V171H255ZM254 173V174H255ZM12 174V172H11ZM14 174V172H13ZM31 174V173H30ZM38 174V173H37ZM43 174V172H42ZM153 174V173H152ZM213 174V173H212ZM220 174V173H219ZM35 174L33 173V177ZM119 175V174H118ZM117 175V176H118ZM151 175V174H150ZM154 175V174H153ZM161 175V174H160ZM185 175V174H184ZM202 175V174H201ZM248 174H246L247 176ZM13 176V175H12ZM31 176V175H30ZM138 176V174H137ZM146 176V175H145ZM157 176V175H156ZM155 176V177H156ZM163 176V174H162ZM175 176V175H174ZM227 176V175H226ZM249 176V175H248ZM253 176V175H251ZM263 176H264V173H263ZM229 177V175H228ZM232 177V176H231ZM14 177H12L13 179ZM31 178V177H30ZM38 178V177H37ZM124 178V177H122ZM143 178V176H142ZM141 178V179H142ZM158 178H159V175H158ZM185 178H188V177H185ZM227 178V177H226ZM230 178V177H229ZM15 179V178H14ZM13 179V180H14ZM145 178H143L142 180H144ZM150 179V178H149ZM161 179V177H160ZM159 179V180H160ZM190 179V178H189ZM216 179V178H215ZM228 179V178H227ZM6 180V181H5ZM16 180V179H15ZM35 180V178H34ZM119 180V178H118ZM151 180V179H150ZM203 180V179H202ZM122 181V180H120ZM119 181V182H120ZM125 181V180H124ZM148 181V180H147ZM154 181V180H153ZM190 181V180H189ZM188 181V182H189ZM207 181V179L205 180ZM215 181V180H214ZM12 182V183H11ZM33 182V181H32ZM146 182V180H145ZM250 182V181H249ZM255 182V181H254ZM253 182V183H254ZM257 182V181H256ZM111 183L112 185H115L114 188L111 189ZM125 183V182H124ZM144 183V182H143ZM173 183V182H172ZM171 183V185H172ZM191 184V182H189ZM199 183V182H198ZM205 183V182H203ZM209 183V182H208ZM258 183V182H257ZM34 184V183H33ZM36 184V183H35ZM126 184V183H125ZM147 184V183H146ZM156 184V183H154ZM219 184V183H218ZM153 185V184H152ZM170 185V186H171ZM17 186V185H16ZM23 186V185H22ZM124 186V185H123ZM206 186V185H205ZM208 186V185H207ZM231 186V185H230ZM149 187V186H148ZM193 187V185H192ZM217 187V186H216ZM228 187V186H227ZM19 188V185L18 187ZM125 188V187H124ZM123 188V192L125 191ZM16 189V187H15ZM21 189V188H20ZM152 189V188H151ZM206 189V187H205ZM229 189V188H228ZM19 190V189H18ZM192 190V189H191ZM239 190V189H238ZM21 191V190H20ZM29 191V190H28ZM175 191V190H174ZM197 191V189H196ZM199 191V190H198ZM119 192L121 195H119ZM153 192V191H152ZM201 192V191H200ZM217 192V191H215ZM232 192V191H231ZM20 192L18 191L17 194H19ZM208 193V192H207ZM212 193V192H211ZM262 193V192H261ZM124 194V193H123ZM126 194V193H125ZM175 194V193H174ZM189 194V193H188ZM192 194V193H191ZM232 194V193H231ZM20 195V194H19ZM183 195V194H182ZM226 195V194H225ZM175 196V195H174ZM192 196V195H191ZM216 196V195H215ZM236 196V195H235ZM242 196V195H241ZM31 197V196H30ZM218 197V196H217ZM225 197V196H224ZM152 198V197H151ZM176 198V197H175ZM192 198V197H191ZM195 198V197H194ZM193 198V199H194ZM239 198V197H238ZM237 198V199H238ZM242 198V197H241ZM174 199V198H172ZM185 199V198H184ZM207 199V198H206ZM230 199V198H229ZM234 199V198H233ZM34 200V201H35ZM126 200V199H125ZM188 200V198H187ZM201 200V199H200ZM224 200V199H223ZM150 201V200H149ZM179 201V200H177ZM184 201L186 202V200H183L182 204L184 203ZM189 201V200H188ZM196 201V200H195ZM245 201V200H244ZM38 202V203H39ZM152 202V201H151ZM200 202V201H199ZM198 202V204H199ZM138 206V209L141 210H144L145 208L142 207L141 203H140V198L138 197L137 201L135 202ZM155 203V202H154ZM190 203V202H189ZM188 203V204H189ZM225 203V202H224ZM174 204V203H173ZM204 204V203H203ZM226 204V203H225ZM206 205V203H205ZM39 206V205H38ZM167 206V205H166ZM169 206V205H168ZM167 206V207H168ZM171 206V205H170ZM185 206V205H184ZM191 206V205H190ZM148 207H149V202H148ZM182 207V206H180ZM39 208V207H38ZM37 208V209H38ZM152 208V207H151ZM170 208H173V207H170ZM177 208V207H176ZM191 208V207H190ZM209 208V207H208ZM226 208V207H225ZM161 209V208H160ZM189 209V208H188ZM200 209H202L200 207ZM213 209V208H212ZM183 210V209H182ZM186 210V209H185ZM184 210V211H185ZM197 210V209H196ZM195 210V212H196ZM206 210V209H205ZM214 210V209H213ZM16 211V212H15ZM208 211V210H206ZM148 212V210H147ZM151 212V211H150ZM167 212V211H166ZM175 212V211H174ZM185 212H188V211H185ZM199 212V211H198ZM229 212V211H228ZM122 213V214H121ZM149 213V212H148ZM191 213V212H190ZM166 214V213H165ZM174 215V214H173ZM173 215H170V216H173ZM178 215V213H177ZM189 215V213H188ZM198 215V214H197ZM201 215V214H200ZM213 215V214H212ZM125 216V215H124ZM149 216V214L147 215V217ZM183 216H185L183 214ZM204 216V215H203ZM208 216V214H207ZM155 217V215H154ZM158 217V216H157ZM160 217V216H159ZM166 217V216H164ZM201 217V216H200ZM151 218V217H150ZM174 218H176L174 216ZM202 218V217H201ZM205 218V217H204ZM210 218V217H209ZM169 219V218H168ZM172 219V218H171ZM170 219V220H171ZM184 219V217H183ZM189 219V218H188ZM215 219V218H214ZM147 220V221H146ZM145 220V226L147 228V230L149 231L147 234H148V237L149 235H152L153 236V241H154V248L162 259V261H164L165 264H183V263H180L171 253L170 251V248L168 246V242H167V235H168V231H166V229L164 228V224L163 226H159L157 225V223L155 224L153 222V220H150L149 217ZM206 220V219H205ZM161 221V220H160ZM173 221V220H172ZM204 221V220H203ZM209 221V220H207ZM164 222V221H163ZM169 222V221H168ZM167 222V223H168ZM171 222V221H170ZM185 222V221H184ZM202 222V221H201ZM160 223V222H159ZM186 223H188L189 225L192 226V229L194 230V234H195V237H196V241L198 240V244L199 246L202 248V249H205V250H209L211 248H215V249H218L216 247V245H214L212 243V241H210L209 239H207V234H212L213 235V232L211 229L207 228L205 225H202L200 223H195L191 220H186ZM207 223V222H205ZM211 223V222H210ZM172 226H171V229L174 231L180 229V227L178 228L176 222H172L171 223ZM170 224V225H171ZM184 224V223H183ZM249 224V223H248ZM169 225V224H168ZM179 225V224H178ZM185 225V224H184ZM187 225V224H186ZM167 226V225H166ZM182 226V225H181ZM188 226V225H187ZM210 226V225H209ZM208 226V227H209ZM170 227V226H169ZM190 227V226H188ZM214 227V226H213ZM220 227V226H219ZM29 228V227H28ZM182 228V227H181ZM16 229V228H14ZM168 229V228H167ZM184 229V228H182ZM189 229V228H188ZM201 229H204V231H202ZM125 230V229H124ZM169 230V229H168ZM170 231V230H169ZM186 231V230H185ZM25 232V231H23ZM171 232V231H170ZM169 232V233H170ZM179 232V231H177ZM189 232V231H188ZM215 232V231H214ZM14 233V232H13ZM17 233V232H16ZM19 233V232H18ZM17 233V234H18ZM216 233V232H215ZM172 234V233H171ZM184 234V233H182ZM188 234V233H187ZM177 235V234H176ZM180 235V234H179ZM17 236V235H16ZM15 236V237H16ZM20 236V235H19ZM169 238L170 235H168ZM178 236V235H177ZM182 236V235H181ZM211 236V235H210ZM14 237V238H15ZM18 237V236H17ZM175 237V236H174ZM185 237V236H183ZM182 237V238H183ZM213 237V236H212ZM27 238V237H26ZM186 238V237H185ZM215 238V237H214ZM218 238V237H216ZM215 238V239H216ZM29 240V238H28ZM174 241H176L175 239H173ZM178 240V239H177ZM184 240V239H183ZM219 240V238H218ZM34 241V240H33ZM32 241V242H33ZM29 242V241H28ZM172 242V241H171ZM177 242H180V241H177ZM182 242V241H181ZM180 242V243H181ZM217 242V241H216ZM111 243H114L115 245V249L116 247L118 246V249L113 251V246L111 247L110 244ZM151 243V242H150ZM175 243V242H174ZM219 243V241H218ZM176 244V243H175ZM185 244V243H184ZM184 244H181V245H184ZM187 244V243H186ZM196 244V243H195ZM220 244V243H219ZM173 245V243H172ZM177 245V244H176ZM152 246V245H151ZM198 246V247H199ZM175 246L173 245V248ZM172 248V247H171ZM179 249V247H177ZM197 248V247H196ZM200 248V249H201ZM214 249V250H215ZM103 250H108V257L107 259L105 258V255L102 253ZM175 250V248H174ZM220 250V249H219ZM123 251V250H122ZM213 251V250H212ZM211 251V252H212ZM155 252V253H156ZM180 251H178L179 253ZM204 252V251H203ZM210 252V253H211ZM146 255H145V258H143V264H152V261L150 260V256L151 254H149V251H146ZM174 253V252H173ZM201 254V253H200ZM117 255V256H116ZM153 255V254H152ZM189 255V254H188ZM198 255V254H197ZM202 255V254H201ZM206 255V254H205ZM208 255V254H207ZM206 255V256H207ZM156 256V255H154ZM176 256V255H175ZM190 256H192L190 254ZM153 257V256H151ZM159 257V258H160ZM177 257V256H176ZM194 257V256H193ZM209 257V256H208ZM212 257V256H211ZM189 258V257H188ZM198 258V257H197ZM196 258V260H197ZM154 259V258H153ZM187 259V257H186ZM204 259V258H202ZM214 259V258H213ZM157 260V258H156ZM124 261V260H123ZM193 261V260H192ZM125 262V261H124ZM158 262V261H157ZM156 262V263H157ZM155 263V262H154ZM254 263V262H253ZM184 264H198V262H190L189 263H184ZM201 264V263H200Z\"/></svg>",
	"mask_w": 264,
	"mask_h": 264
},
{
	"label": "trees",
	"instance_id": "3",
	"mask_svg": "<svg viewBox=\"0 0 264 264\" xmlns=\"http://www.w3.org/2000/svg\"><path fill=\"white\" fill-rule=\"evenodd\" d=\"M48 46H50V48H52V50L56 51L57 53H59L65 57L69 58L70 60L74 61L79 66H81L83 69L91 72L92 74H94L98 77H101V78H106V79L110 78L109 75L103 73L98 67L93 66L89 62L85 61L81 56H78V55L74 54L73 52L61 49L60 47L52 46L50 44L42 45L40 47V50L48 51V50H50V48H48Z\"/></svg>",
	"mask_w": 264,
	"mask_h": 264
}]
</instances>
